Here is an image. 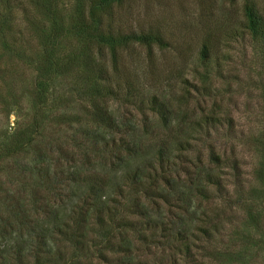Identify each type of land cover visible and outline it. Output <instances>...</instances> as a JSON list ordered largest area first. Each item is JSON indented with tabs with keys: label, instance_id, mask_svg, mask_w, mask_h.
Listing matches in <instances>:
<instances>
[{
	"label": "trees",
	"instance_id": "16d2710c",
	"mask_svg": "<svg viewBox=\"0 0 264 264\" xmlns=\"http://www.w3.org/2000/svg\"><path fill=\"white\" fill-rule=\"evenodd\" d=\"M28 1L44 20H27L43 58L35 67L29 120L11 143H0V166L6 157L16 163L4 167L15 185L0 197V264L244 261L255 238L242 233L232 249L215 242L232 223L225 196L235 192L227 205L245 207L241 191L225 185L239 170L237 160L188 155L197 131L219 118L186 117L179 102L173 108L180 99H166L154 69L153 50H181L184 34L175 39L163 22L144 20L147 7L141 13L136 0ZM0 5L3 32L20 0ZM238 22L239 31L224 30L226 38L239 32L264 41L253 0H243ZM66 37L76 45L60 60L53 48ZM141 47L146 63L136 51ZM210 48L202 42L197 58L209 61ZM76 100L89 105L86 115H72ZM114 101L134 111L126 116ZM256 175L264 186V165ZM250 218L259 230L256 215Z\"/></svg>",
	"mask_w": 264,
	"mask_h": 264
},
{
	"label": "rangeland",
	"instance_id": "374dc122",
	"mask_svg": "<svg viewBox=\"0 0 264 264\" xmlns=\"http://www.w3.org/2000/svg\"><path fill=\"white\" fill-rule=\"evenodd\" d=\"M253 1L264 22V0ZM242 2L136 0L135 4L141 13L147 7L146 15H141L144 20L163 22L167 33H173L175 39L180 34L185 36L181 50L174 46L153 50L154 69L166 99L179 97L180 101L175 102L174 98L171 104L177 108L179 102L186 117L212 114L219 118L214 125L197 131L195 150L188 155H199L206 161L209 153L215 152L236 159L239 165L236 175L230 176L225 185L241 191L245 209L233 202L227 205L235 192L225 196L231 199L225 203L224 215H230L232 223L215 237L216 245L235 248L231 243H237V237L245 233L259 241L258 245H249L248 257L232 264H264V186L256 175L258 168L264 165V41L252 40L239 32L230 38L224 36L227 27L240 30ZM1 11L4 9L0 5ZM13 15L8 27H4L3 32L0 30V134H3L0 143L4 145L11 143L20 125L32 114L35 67L43 58L35 36L37 32H33L27 22L41 19L43 23L39 12L28 0H20ZM205 41L211 46V59L207 62L197 58V51ZM72 45L76 44L66 37L65 41L57 42L54 54L65 60ZM136 51L146 63L145 48ZM72 74L67 73L64 82H71ZM111 104L126 116L134 111L130 105H119L116 101ZM87 107L86 102L76 100L70 112L75 115L76 111H81L86 115ZM15 165L10 157L1 163L0 197L11 190L14 192L15 183L9 180L4 167L10 171ZM250 215H256L259 230L255 229Z\"/></svg>",
	"mask_w": 264,
	"mask_h": 264
}]
</instances>
